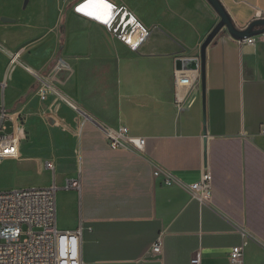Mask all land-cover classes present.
Returning <instances> with one entry per match:
<instances>
[{
  "label": "crops",
  "instance_id": "1",
  "mask_svg": "<svg viewBox=\"0 0 264 264\" xmlns=\"http://www.w3.org/2000/svg\"><path fill=\"white\" fill-rule=\"evenodd\" d=\"M70 1L43 0L35 16L17 7L10 15L17 39L10 45L0 39L21 51V60L28 48L41 53L26 59L31 68L20 69L17 89L10 86L5 96L13 75L0 87V107L19 114L22 129L20 182L0 191L79 180V192H57L56 225L68 232L84 223L82 264H190L196 254L202 264H230L232 248L244 242L243 264H264V33L253 36L254 44L240 45L222 29L207 46L203 116L200 80L187 89L186 108L178 111L173 76L177 70L200 73V47L220 20L206 0H104L150 31L137 52L103 23L75 12L87 0L67 6ZM219 2L239 30L264 18V0ZM63 16L64 55L74 67L68 99L45 88L75 116L65 112L60 119L66 128L50 133L37 123L44 119L42 92L30 89L31 75L56 50ZM6 65L1 55L0 82ZM99 125L127 127L145 146L113 151ZM44 173L48 180L37 182ZM165 173L171 185L163 184ZM205 173L212 178L211 200L200 206L190 186Z\"/></svg>",
  "mask_w": 264,
  "mask_h": 264
},
{
  "label": "built area",
  "instance_id": "2",
  "mask_svg": "<svg viewBox=\"0 0 264 264\" xmlns=\"http://www.w3.org/2000/svg\"><path fill=\"white\" fill-rule=\"evenodd\" d=\"M111 5V4H110ZM102 14L110 18L104 23L105 28L112 32L131 51L137 52L150 31L135 20L123 8L111 5V8L103 7ZM75 12L78 13L77 8ZM242 44H254V38L238 40ZM6 56L8 66L0 82L4 89L7 82L11 80L14 71L22 68L21 51L10 52L0 44V56ZM65 62L60 59L51 74L60 70ZM199 71L196 64L195 72ZM37 78V77H36ZM41 81V79L38 77ZM195 80H200V73L194 75L177 70L173 76V102L178 111L185 110L186 91L191 88ZM57 100H52L46 107L43 117L54 121L56 125L65 129L66 125L57 114ZM11 122V131L6 124ZM19 114H11L4 106L0 107V162L5 160H16L19 158L18 145L22 136ZM108 147L113 151L127 150L133 148L142 150L145 139L134 136L127 127L121 126L117 129L107 125H99ZM264 134V127L262 128ZM45 168L52 171L50 162ZM160 172H155L159 176ZM173 180L165 173L163 184L171 185ZM61 189L80 191V182L77 179L67 180L63 186L51 183L46 187H31L0 191V264H82L80 257L81 238L86 230L84 223L80 220L78 226L68 232H62L56 225V195ZM192 197L200 206L209 204L211 200L212 178L209 173L202 174L200 180L190 186ZM89 228H87L88 230ZM161 238L153 245L152 252L160 253ZM247 245L232 248L229 254L230 264H243V249ZM190 264H202L196 254L190 260Z\"/></svg>",
  "mask_w": 264,
  "mask_h": 264
},
{
  "label": "rangeland",
  "instance_id": "3",
  "mask_svg": "<svg viewBox=\"0 0 264 264\" xmlns=\"http://www.w3.org/2000/svg\"><path fill=\"white\" fill-rule=\"evenodd\" d=\"M15 1V2H14ZM79 0H72L70 1L67 6H73L75 5ZM42 2L43 0H0V39H5L6 41L9 42L10 44L14 43V40H16L17 38L15 37L14 33H12L10 31V24H12V22L15 20V17H11L10 15L13 14L14 10L18 7L25 9L26 13H33L34 16L36 14L37 11H39V9L42 6ZM68 9V7H67ZM51 18H46V22L50 20ZM64 16L61 18V22H60V26H59V31L62 25H64ZM4 20H7L4 21ZM64 44H65V33L64 30L60 31V34H58V42H57V46H56V50L54 51V53L51 55L50 59H48V61L45 64V67L43 69H36V68H32L34 70V72L38 75V77L48 83L49 85H51V87L56 90L59 94H61L63 97L67 98V95L65 93V88L66 85L69 83L70 79L73 75V68H71L69 62L66 61L65 59V55H64ZM4 46V45H3ZM7 50H9L10 52H13L15 50H10L8 49L6 46H4ZM29 52H24V57L22 59V65L26 64V59H30L35 57H39L41 55V53H33L30 51V49L28 48ZM50 51L47 52L45 55L49 56L50 55ZM62 59L65 62V65L63 67L60 68V70H56L57 72H55L54 74H51L52 70L55 68L56 64L58 63V60ZM7 60V65L8 66V59L6 57ZM43 63V60L40 61L38 60L37 62V66H40ZM26 67H30L27 64L25 65ZM31 68V67H30ZM22 68L18 67L14 73H13V78L12 80L8 83L7 85V89L5 91V96L7 95V90L9 89L10 86L15 87L16 89L18 88V84L20 83V80H22V75H21V70ZM32 83H31V87L30 89L34 92H42L41 95V110L39 112L40 115L43 116L44 111H46V107L50 104V101L55 100L54 96L48 92V90L44 87L42 81H40L39 79H37L36 77L32 76ZM44 96V97H43ZM58 103V108H57V114H59L58 116H62L64 118H67V114L65 112H69L71 113L72 110L70 109L71 107L68 106L65 102L61 101V100H57ZM73 113V112H72ZM74 115V113H73ZM75 116V115H74ZM21 117L23 118V126L25 125V121H26V116L21 114ZM44 118V117H43ZM41 119V118H40ZM42 121L40 122L38 119V125L41 124L44 128L46 132H54V130H59V126H57L55 124L54 121L51 120H47V119H41ZM35 125V124H34ZM59 127V128H58ZM24 135H26V137L30 138L31 135V131L29 130H23ZM32 159V158H31ZM5 161H14V160H5ZM20 163V160L17 161L15 160L13 163H5V164H1L0 162V187H5V186H9L12 187L13 185L17 184L20 182L19 180V170L20 168L18 167ZM36 173H40L39 171H36ZM59 172L56 171L54 176H58ZM43 177L41 179H38L37 182H44L46 180H48V175L46 173H44L42 175ZM50 176L52 177V175L50 174ZM57 218H58V214H57Z\"/></svg>",
  "mask_w": 264,
  "mask_h": 264
},
{
  "label": "water",
  "instance_id": "4",
  "mask_svg": "<svg viewBox=\"0 0 264 264\" xmlns=\"http://www.w3.org/2000/svg\"><path fill=\"white\" fill-rule=\"evenodd\" d=\"M206 1L215 11V13L217 14L220 20L218 24L210 32V34L206 37L205 41L200 47V85H201L203 116H204V106H205V51L207 46L212 42L215 36L222 29H225L233 38L237 40H242L244 38H249L264 33V18H259L257 20H254L246 28L239 30L233 25L232 21L230 20V17L224 10L223 6L220 4L219 0H206ZM4 21L7 22V20ZM193 68L196 69V64L194 65Z\"/></svg>",
  "mask_w": 264,
  "mask_h": 264
},
{
  "label": "bare ground",
  "instance_id": "5",
  "mask_svg": "<svg viewBox=\"0 0 264 264\" xmlns=\"http://www.w3.org/2000/svg\"><path fill=\"white\" fill-rule=\"evenodd\" d=\"M103 7H108L111 8V5L107 4V2H105L103 0V2H98V0H87L86 2L83 1L81 3L78 4L77 11L78 13H80L82 16L87 17V19H93L96 21H99L101 23H108L110 18H108L107 15L102 14V12L100 11ZM32 74L34 77L38 78V75L32 71ZM42 81V80H41ZM44 87L48 88L49 90H51L52 92H56V90H54L51 85H49L48 83L42 81Z\"/></svg>",
  "mask_w": 264,
  "mask_h": 264
},
{
  "label": "snow or ice",
  "instance_id": "6",
  "mask_svg": "<svg viewBox=\"0 0 264 264\" xmlns=\"http://www.w3.org/2000/svg\"><path fill=\"white\" fill-rule=\"evenodd\" d=\"M98 2H101V3H102V2H103V0H98Z\"/></svg>",
  "mask_w": 264,
  "mask_h": 264
}]
</instances>
